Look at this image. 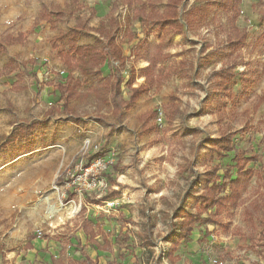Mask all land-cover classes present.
Wrapping results in <instances>:
<instances>
[{"label": "rangeland", "instance_id": "1", "mask_svg": "<svg viewBox=\"0 0 264 264\" xmlns=\"http://www.w3.org/2000/svg\"><path fill=\"white\" fill-rule=\"evenodd\" d=\"M209 1L185 0L183 12ZM113 2L80 0L76 14L89 17L94 8L96 15L89 24L97 28L107 20ZM56 5L68 8L73 3L0 0V41L6 34L26 33L24 43L9 45L0 56V72L10 58L17 62L34 58L38 62L0 77V264H40L50 262L52 255L82 259L85 253L98 257L102 264H264V252H260V235L264 232V44L258 43L264 30L260 19L264 0H243L239 5L235 26L248 39L239 51L238 62H224L226 57L220 51L230 31L225 12L215 18L212 14L198 28L187 30L186 35L165 30L160 37L159 30L149 31L139 20L125 21L130 9L121 4L115 16L124 22V38L120 40L126 56L131 57L139 39L149 38L162 42L170 57L159 67L162 82L121 121L108 114V122L117 124L115 129L97 122L89 100L72 103L75 116L56 111L46 117L50 106L59 104L55 84L67 76L58 53L67 45L57 37L75 25V19L60 24L58 29L44 21L35 24L42 6ZM165 6L166 0L158 3L161 10ZM90 34L80 44L91 43L98 36L95 31ZM217 48L212 56L210 53ZM232 63L237 73L232 84L236 96L224 103L211 100L207 88L212 74ZM145 64L135 62L137 68ZM23 68L27 70L28 89L13 91L15 75ZM104 69L107 74L108 65ZM154 109L164 112V120H150L156 130L144 133V113ZM29 123H39L40 127L19 137L18 128ZM223 131L234 134L237 151L259 157L249 164L254 170L252 181L241 205L221 214L220 225H199L192 240L181 241L170 255V223L190 178L206 174L217 165L221 167L220 177L233 164L234 153L220 158L218 150L204 147L208 137H218ZM96 154L110 160L108 193L111 196L112 190H118L111 213L92 205H104L94 195L88 196L94 202L86 203L85 196L74 194L71 200L63 197L64 170ZM202 188L199 186V190ZM229 192L227 187L224 193ZM186 211L197 212L195 203L189 204ZM87 216L108 236L110 249H98L88 242L81 228ZM147 221L151 240L145 237ZM207 229L210 235L203 238ZM30 236L39 242L34 249L25 247ZM40 245L43 247L38 248Z\"/></svg>", "mask_w": 264, "mask_h": 264}, {"label": "trees", "instance_id": "2", "mask_svg": "<svg viewBox=\"0 0 264 264\" xmlns=\"http://www.w3.org/2000/svg\"><path fill=\"white\" fill-rule=\"evenodd\" d=\"M162 0H114L110 14L107 20L103 21L97 28L90 27L89 21L96 15V10L91 9L89 17L76 14L80 9L76 6L80 0H72L73 6L68 8L56 5L55 7L42 6L36 18L35 24L44 21L51 26L52 29H58L59 25L70 19H75V25L69 31H61L57 39L67 45L66 50H59V56L64 62L67 70L65 79L55 84L56 94L59 98V104L51 105L47 111V118L54 115L56 111H65L71 116H75V110L72 108L74 101L89 100L94 107V116L99 124H109L108 114L113 116L117 121H121L126 113L133 108L138 100L147 94L153 86L162 82L159 67L161 62L170 57L162 42H155L149 38L139 39L135 45L131 57L126 56L123 51L120 38L122 37V28L124 22L115 16V12L121 4L130 9V14L125 21L139 20L145 27H149V31L165 30L175 34L186 35L187 30H193L201 26L208 17L213 14L215 18L219 12H225L226 18L229 20L230 31L227 34V40L223 48H220L222 56L226 57L224 62H238L239 51L247 44V35L240 31L236 26V20L240 15L239 5L243 0H210L203 6H192L189 9L183 7L185 0H166L164 9L158 8V3ZM76 6V7H75ZM182 7V11L181 8ZM183 17V20L181 19ZM260 19L264 24V10ZM127 30V28H126ZM125 30V31H126ZM90 31H95L98 36L91 43L80 44L82 38L90 36ZM26 41V33L19 32L17 35L6 34L0 41V56L7 52L9 45L22 44ZM259 44H264V30L258 38ZM218 48L214 49L210 54H216ZM132 58L128 74L124 73L128 61ZM208 58V56H206ZM205 58V59H206ZM146 61L148 64L144 67L137 68L135 62ZM208 60H206L207 62ZM38 62L32 58L17 62L15 58H10L5 68L0 72V77L4 74L19 69L20 66L28 64L36 65ZM105 65L110 66L109 72L105 73ZM235 64H228L215 70L212 79L207 88L208 96L211 100L226 102L228 98H234L236 95L232 90V84L235 83L237 73ZM78 72L79 75H75ZM27 70L23 68L16 73V81L13 82L11 89L21 92L28 89L25 85ZM143 78L142 83H138V79ZM92 82L89 86L88 83ZM127 89V95L125 94ZM214 92V94H213ZM177 113V111H175ZM158 110H150L143 116V132H153L156 130L155 125L150 120H157ZM40 127L39 123H29L21 125L18 128L19 137H25L33 133ZM116 123L111 124V128L115 129ZM208 150H218L220 158H226L234 153L232 158L233 164L226 167L225 173L219 177L220 166H214L206 174L200 176H192L188 181V187L181 198L180 205L175 209L169 227L167 239L170 241V255L178 248L181 241H191L193 231L201 224L220 225L222 223L221 214L237 208L241 205L244 192L248 189L254 170L249 167L251 161L258 160V156H245L244 151H237L234 143V134L232 132L223 131L218 137H208L207 144L204 146ZM101 154H96L99 156ZM91 156L89 160L93 159ZM102 156H104L102 154ZM212 160V156H209ZM235 169V175L233 171ZM199 186H203L199 190ZM229 187V194H225L226 188ZM103 198L104 200L117 198L118 190H112ZM74 196L69 193L67 200ZM196 205L195 213L186 211L187 206L193 202ZM97 201V200H96ZM94 202V200H92ZM181 218L180 220H176ZM178 221V222H176ZM145 229V237L151 240L150 223L147 221ZM81 227L87 236V240L98 249L108 250L111 248V241L106 236L98 224H93L91 218L82 221ZM102 233V240L98 239V235ZM210 235L206 230L205 236ZM35 236H30L25 247L31 249L34 247L33 240ZM261 251L264 252V232L260 235ZM50 262H41L40 264H102L98 257L92 258L85 253L84 258L76 259L72 256L66 258L61 255L59 257L51 256ZM107 264H114L109 261Z\"/></svg>", "mask_w": 264, "mask_h": 264}, {"label": "built area", "instance_id": "3", "mask_svg": "<svg viewBox=\"0 0 264 264\" xmlns=\"http://www.w3.org/2000/svg\"><path fill=\"white\" fill-rule=\"evenodd\" d=\"M164 119V112L158 109L159 123H162ZM110 168V160H107L104 156L99 155L89 160L82 159L75 164L74 168H66L63 172V197L66 199L68 191L79 197H83L86 194L94 195L97 201L103 202L104 205L99 206V203L95 206L102 209L106 213H111V209L117 203L113 199L104 200L103 198L110 191L109 181L107 179V173ZM72 199V198H71ZM69 199V200H71ZM42 233L38 232V237H41Z\"/></svg>", "mask_w": 264, "mask_h": 264}, {"label": "crops", "instance_id": "4", "mask_svg": "<svg viewBox=\"0 0 264 264\" xmlns=\"http://www.w3.org/2000/svg\"><path fill=\"white\" fill-rule=\"evenodd\" d=\"M144 62L146 63L144 66H146L148 63H147L146 61H144ZM59 63H63V64H64V62H59ZM35 66H36V65H35ZM144 66H141V67H144ZM108 67H109V70H110V66H108ZM65 70H66V68H65ZM139 80H142V81H139ZM143 81H144L143 78L138 79V83H142ZM153 87H155V86H153ZM151 89H152V88H151ZM150 91H151V90H150ZM150 91H149V92H150ZM125 92H126V88H125ZM127 92H128V91H127ZM149 92H148V93H149ZM148 93H147V94H148ZM125 94H126V93H125ZM126 95H127V94H126ZM143 96H144V95H143ZM143 96H142V97H143ZM142 97H141V98H142ZM141 98H140V99H141ZM140 99H139V100H140ZM139 100H138V101H139ZM137 103H138V102H137ZM136 105H137V104H136ZM136 105H135L133 108H135ZM133 108H131V109H133ZM131 109H130V110H131ZM130 110H129V111H130ZM129 111H128V112H129ZM128 112H127V113H128ZM127 113H126V114H127ZM146 113H147V112H146ZM144 114H145V113H144ZM163 120H164V119H163ZM109 124H110V126H111L112 123H109ZM61 181H62V179H61ZM61 183H62V182H61ZM89 195H90V194H86V195H85V198H86L85 203L88 202V201H91V200H88V196H89ZM91 202H92V201H91ZM96 204H98V203H96ZM96 204L93 203L92 205L95 206ZM86 206H87V204H86ZM105 216H108V215H105ZM86 218H89V217L87 216V217H85L84 219H86ZM104 220H105L106 222L108 221V219H107L106 217L104 218ZM95 224H98V223L96 222ZM209 226H211V225H209ZM81 228H82V227H81ZM82 230H83V229H82ZM83 232H84V231H83ZM193 232H194V231H193ZM84 234H85V233H84ZM85 235H86V234H85ZM105 235H106V234H105ZM101 236H102V233L98 235V239H99L100 241L102 240V237H101ZM192 236H193V234H192ZM86 237H87V236H86ZM38 244H39L38 240H37V241H36V240H35V241L33 240V245L38 246ZM44 246H45V245H44ZM41 247H43V246L40 245L38 248H41ZM31 249H34V247L31 248ZM50 257H51V256H50ZM56 257H57V256H56ZM68 257H70V256H68ZM65 258H66V260H67V257H65ZM73 258H74V257H73ZM76 259H79V258H76Z\"/></svg>", "mask_w": 264, "mask_h": 264}]
</instances>
